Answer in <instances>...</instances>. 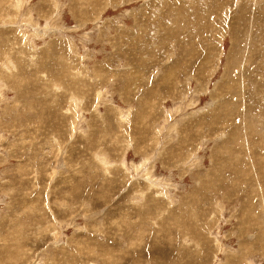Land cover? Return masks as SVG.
<instances>
[{"label":"rangeland","instance_id":"rangeland-1","mask_svg":"<svg viewBox=\"0 0 264 264\" xmlns=\"http://www.w3.org/2000/svg\"><path fill=\"white\" fill-rule=\"evenodd\" d=\"M0 264H264V0H0Z\"/></svg>","mask_w":264,"mask_h":264}]
</instances>
